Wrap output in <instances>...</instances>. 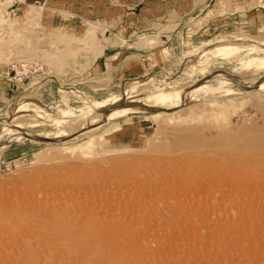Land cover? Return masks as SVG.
<instances>
[{
  "label": "rangeland",
  "instance_id": "obj_1",
  "mask_svg": "<svg viewBox=\"0 0 264 264\" xmlns=\"http://www.w3.org/2000/svg\"><path fill=\"white\" fill-rule=\"evenodd\" d=\"M9 2L0 264H264V86L205 82H264V0ZM156 91L187 93L179 123L144 109Z\"/></svg>",
  "mask_w": 264,
  "mask_h": 264
},
{
  "label": "bare ground",
  "instance_id": "obj_2",
  "mask_svg": "<svg viewBox=\"0 0 264 264\" xmlns=\"http://www.w3.org/2000/svg\"><path fill=\"white\" fill-rule=\"evenodd\" d=\"M10 3V2H9ZM29 15V14H28ZM31 15H29L28 16V18L30 17ZM14 17H15V15H14ZM14 17H12V18H10V19H13L12 21H13V23H15L16 21H17V19L16 18H14ZM7 18L8 17H6V16H3L2 17V19H3V21L4 22H6L7 21ZM15 21V22H14ZM12 22L11 21H9V24H11ZM13 25V24H12ZM14 28V27H13ZM87 29V28H86ZM63 33L64 34H67L66 32H64L63 31ZM89 36H92V37H94L93 35H91V33L89 32V30H85L84 31V33L82 34V35H79L78 37H76V36H72V37H76L77 39L78 38H88ZM214 77V78H213ZM213 77L211 76V77H208V80L206 79V83H208L209 84V88L208 89H206L207 91L209 90L210 91V93H215L214 91L215 90H217V89H219L220 87H222V88H224V86H222V80H233V82L235 83V86H233V90L234 91H241V90H247L246 89V87H249V89H250V87L252 88V87H262V86H264V82H262L261 84H249V85H245L244 84V82L242 81V80H240V79H232L231 77H227V76H223L222 74H213ZM216 79V80H215ZM218 79V80H217ZM136 82V81H135ZM231 82V81H230ZM232 82V83H233ZM227 87V86H226ZM225 87V88H226ZM204 87H202V89H203ZM207 88V87H206ZM221 88V89H222ZM254 88V89H255ZM211 89V90H210ZM133 90V89H132ZM131 90V91H132ZM135 90V89H134ZM201 90V89H200ZM206 90H205V92H206ZM229 89H226V91H228ZM143 91H144V89H143ZM192 91V90H191ZM193 91H195V90H193ZM203 91V90H202ZM208 91V92H209ZM224 91V90H223ZM148 92V91H147ZM198 93H199V89H198V91H197ZM204 92V91H203ZM222 92V91H221ZM133 93H135V92H133ZM137 93V92H136ZM144 93V92H143ZM157 93V91L155 92V94ZM159 93V92H158ZM156 94V95H158V96H156L155 98L151 95V94H148V96L149 95H151L153 98H154V100H153V102L151 103H149V102H147V101H145L144 103H145V105H144V109H151V110H153V112L151 113V116H152V120H154L156 123L157 122H162V120H164V121H166V122H168L169 123V121H170V123H171V121H173L174 123H176L177 121H178V123H179V120H181L182 118H181V116H180V110H181V107H183V106H185V104H186V102H185V100H186V97H187V93L186 94H182V95H178V97L177 98H171V99H169L167 96H163V94L162 95H159V94ZM190 93V92H189ZM198 93H196V94H198ZM129 94H131V93H129ZM160 94H161V92H160ZM194 94V93H193ZM195 94V95H196ZM200 94V93H199ZM202 94V93H201ZM200 94V95H201ZM139 96H141L140 94H138ZM138 95H136V96H138ZM190 95H192V94H190ZM200 95L198 96V98L200 97ZM129 96H131V95H129ZM135 96V95H134ZM135 96V97H136ZM138 96V97H139ZM150 96V97H151ZM155 96V95H154ZM193 96V95H192ZM191 96V97H192ZM202 96V95H201ZM137 97V98H138ZM197 97V96H196ZM152 98V99H153ZM193 98V97H192ZM132 99V98H131ZM32 100V99H31ZM35 100V99H34ZM119 103H118V106H116L115 108H113V107H111V108H105V107H99V108H97V112L99 113V115L101 116V118L98 120H95L93 123H90V121L89 120H91V119H89L88 121L89 122H86V124L85 125H87V126H85L84 128H82L81 127V125H83L82 123H80V124H78V125H80L79 126V128H77V127H75V128H73L72 126L75 124V126L77 125L76 123H75V121H73V120H69L68 118L70 117H66V116H64L63 118V123H64V125H67V127H65L64 129L66 130V131H68L67 133H69L70 132V134L72 133H76V132H81V131H89L90 129H92V125L94 124V123H98L99 121L101 122L102 120H104L105 118H107V117H109V116H111V115H123V114H125V113H127L129 110H131V107L133 106H135V104L134 105H132L131 106V102H129V100H128V98H124V99H122V100H119L118 101ZM134 103V102H133ZM137 104V103H136ZM29 105H30V103H29ZM32 105V104H31ZM34 105V104H33ZM36 105V104H35ZM35 105H34V107H35ZM28 106V105H27ZM37 106V105H36ZM29 107V106H28ZM31 107V106H30ZM19 108V107H18ZM25 108H27L26 106H25ZM175 108V110H173L172 111V109H174ZM20 109H22V107L20 108ZM32 110V109H31ZM22 111H24L23 109H22ZM37 111V110H36ZM169 111H171V112H169ZM33 113L35 112V110L34 111H32ZM44 114L46 113V112H43ZM43 113H41V114H43ZM63 114V115H64ZM34 115V114H33ZM98 115V114H97ZM49 117H50V115H48ZM43 118V117H42ZM53 118H54V116H53ZM60 118V117H59ZM45 119V118H44ZM52 120H54V119H52ZM55 121H57V120H55ZM59 121V120H58ZM77 121H79L78 119H77ZM171 123V124H174V123ZM62 123V122H61ZM84 123V122H83ZM62 127V126H61ZM204 136H205V134H204ZM187 137V136H186ZM202 139H204V137H200V136H198V137H196V144H195V146H193V147H191V150H193L196 146H198V145H202V144H204V141H202ZM198 144V145H197ZM260 157H258V156H256V155H250L248 158H247V160L248 161H251V160H255L256 159V161L259 159ZM48 193V192H47ZM57 197V196H56ZM58 197H59V195H58ZM61 199V198H60ZM60 199H58V200H60ZM38 201V200H37ZM57 201V200H56ZM51 202H53L52 204H55V203H58V202H54V200L53 201H51ZM39 203L41 204V203H43V200H42V202L41 201H39ZM50 203V202H49ZM52 204L50 203L49 205H48V203H43V206H45V207H48V206H52ZM66 212V211H65ZM52 223V222H51ZM53 224V223H52ZM1 242V241H0ZM11 249V248H10ZM14 250V251H13ZM12 251H13V253L15 252L16 253V249H13ZM19 251H21V250H19ZM9 252V251H8ZM3 253V252H2ZM17 253H18V251H17ZM16 253V254H17ZM15 254V255H16ZM38 254V253H37ZM10 255V254H9ZM40 255H42V254H40ZM39 256V255H38ZM44 256V255H43ZM42 256V257H43ZM26 258V257H25ZM44 258V257H43ZM43 258H42V260H43ZM3 260H4V258H3ZM24 261V263H26V264H31L33 261H35V260H33V258H31L30 259V257H28V259H24L23 260ZM38 261H39V259H38ZM37 261V263H39ZM2 262V261H1ZM3 263V262H2ZM37 263H35V264H37ZM40 263H42V262H40Z\"/></svg>",
  "mask_w": 264,
  "mask_h": 264
},
{
  "label": "crops",
  "instance_id": "obj_3",
  "mask_svg": "<svg viewBox=\"0 0 264 264\" xmlns=\"http://www.w3.org/2000/svg\"><path fill=\"white\" fill-rule=\"evenodd\" d=\"M12 3L13 7L18 6V3L21 4H26V3H30V5H38L39 3H45V2H53V0H9ZM20 1V2H19ZM79 1V0H78ZM17 9V7H16ZM78 12V11H77ZM100 61V60H99Z\"/></svg>",
  "mask_w": 264,
  "mask_h": 264
},
{
  "label": "water",
  "instance_id": "obj_4",
  "mask_svg": "<svg viewBox=\"0 0 264 264\" xmlns=\"http://www.w3.org/2000/svg\"><path fill=\"white\" fill-rule=\"evenodd\" d=\"M44 141H52V140H44Z\"/></svg>",
  "mask_w": 264,
  "mask_h": 264
}]
</instances>
